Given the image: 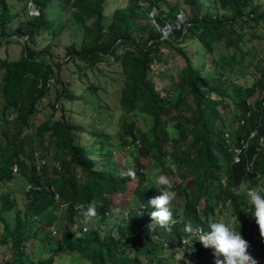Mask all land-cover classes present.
Masks as SVG:
<instances>
[{"label": "trees", "instance_id": "16d2710c", "mask_svg": "<svg viewBox=\"0 0 264 264\" xmlns=\"http://www.w3.org/2000/svg\"><path fill=\"white\" fill-rule=\"evenodd\" d=\"M108 1L30 0L39 15L28 18L13 34L34 41L43 33L61 31L68 19L81 26L85 34L79 48L75 45L68 48L69 62L80 61L91 71L104 62L120 65L124 83L118 107L126 115L117 134L122 139L119 146L125 145L127 150L138 146L137 152L131 151L136 157L137 184L133 194L143 208L130 211L117 235L101 239L100 234H94L84 238L85 226L73 232L74 217L81 216L80 212H85L92 201L97 204L93 224L98 217L109 215L111 195L128 191L133 179L127 175L130 164L122 166L114 159L116 148L110 135L95 134L96 138L104 137V141L95 140L94 146L89 147L82 145L85 130L72 122L71 109L69 117L63 113L62 118H51L38 130L32 129L30 120L52 80L61 84L60 101H74L77 97L62 78L66 62L47 63L42 58L45 53L25 44L19 61L0 62L1 93L5 99L0 121L6 123L0 130L5 136L0 138V182L14 181V169L18 167L21 173L30 171L29 183L42 189L25 190L28 202L24 210L16 209L17 205L10 204L7 196L2 197L0 219L4 230L0 246L4 251L0 264H55V254L36 259L35 251L31 250V242L45 238L51 241L46 249L56 254H76L85 264H148L149 259L161 264L166 259L162 256L164 251L175 244L183 248L184 238L189 237L183 231L187 223L208 230L214 203L225 206L227 201L237 215L242 213L245 223H251L249 233L257 229L254 233L256 241L262 243L260 255L264 257V238L246 197L248 188L264 183V64L257 67L259 77L252 85L233 82L237 79L229 77L235 72V65L244 61L240 45L243 35L238 28L261 25L264 21V11L259 15L255 9L258 0H214L228 10L215 18L209 13L200 16L203 0H184L191 9V17L168 37L161 30L178 21V6L165 12L161 8L163 0H130L125 8L116 9L107 23ZM252 6L254 9L248 12ZM154 9L158 14L151 16ZM15 18L6 0H0V40L12 37L10 29ZM188 41H198L212 58L210 72L205 73V63L199 70L195 67L193 55L183 47ZM222 44L225 49L220 51ZM166 50L171 53L165 54ZM177 55L184 64L175 74H169L168 63ZM77 69L82 73V66ZM167 76L171 84L161 94L157 80ZM89 87L93 93L102 89L90 83ZM258 91L261 96L252 105L250 100ZM134 113L142 114L146 131L129 120L127 115ZM47 134H50L48 143L56 149V159L63 164L59 171L55 170L54 177L41 164L43 155L28 149L30 138L44 139ZM125 137H131L132 141L128 143ZM140 158L147 159L148 164L153 160L152 167L161 175L169 179L178 177L170 179L177 193L169 206L174 221L171 232L159 226L148 227L152 222L150 214L155 211L148 202L160 193L147 178L150 166L142 164ZM121 170L125 172L123 176ZM180 199H183L181 211L176 208ZM9 210L16 212L14 224L4 217ZM244 227L238 229L241 235ZM242 237L249 242L248 236ZM190 241L202 260L206 248L199 241L192 238ZM131 250L135 253L133 258Z\"/></svg>", "mask_w": 264, "mask_h": 264}, {"label": "rangeland", "instance_id": "374dc122", "mask_svg": "<svg viewBox=\"0 0 264 264\" xmlns=\"http://www.w3.org/2000/svg\"><path fill=\"white\" fill-rule=\"evenodd\" d=\"M129 1L130 0H109L106 3L105 10L106 18L108 19L107 23L111 21L115 10L118 8H125L129 4ZM203 3L204 6L203 10L200 12V16H204L206 13H209L215 18L222 17L228 12L227 9H224L219 4H216L214 0H203ZM6 4L11 14L16 16V18L12 22L10 29L12 37L0 40V62L4 60L13 62L19 61L24 52V45L28 44L30 48L34 49L38 53H45L42 58H44L47 63L51 64V62H66L62 69V78L65 80V83H69L74 95L77 97V100L74 101L68 99H62L60 101L58 97L61 90V84L54 83L52 80L49 84L50 87L47 95L42 101L38 103L37 109L30 120L31 124L33 125L32 129L38 130V126L46 123V121L50 120L51 118L54 120L62 118L61 116L63 113L65 116L69 117V110L71 109L72 117L70 116V118L72 119V122L77 126H81V128L85 130V132L81 135L82 145L89 147V144L94 146L93 144L95 143V140L97 142L104 141V137L96 138L95 134H102L104 136L110 135L112 136L113 147L116 148L114 151V159L122 163V166H124V164H129V158L135 161L134 159H136V157H133L131 151L137 152L138 146L132 148L131 150H127L125 145H121L123 147L119 146L120 142H122V139L119 140V136L117 134V132L122 130V124L124 121L123 117L126 115L125 111L120 110L118 107V95H120L121 87L124 83L120 65L118 63L108 64L104 62L97 65V69L95 71H91L87 69L86 64L80 61L69 62L67 60L69 57L68 48L72 45H75L77 48H79L85 34L81 26L69 22L68 19H66L67 21L65 22V27L55 34L50 32L43 33L34 41L28 40L27 38H17L14 36L13 31L19 27H23L28 18L39 15V12L32 5L30 0H6ZM176 6H178L180 9L178 21L173 25H168L164 30H161L166 37H168L173 30L180 29L181 24L186 22L191 17V9L185 5L184 0H163L161 8L163 11L169 12L171 8ZM255 6L257 13L260 15V13L264 11V0H258L257 5ZM252 9H254V6L249 7L247 11L251 12ZM156 14H158V11L154 9L151 13V16ZM238 29L243 35V41L240 43V45L245 54L244 61L235 65V72L229 77L232 79H237V81L233 82H238L244 85H252L254 80L259 77V74L257 73V67L261 64H264V62H262L264 61V21H262L261 25H244L242 29ZM183 47L185 48L186 52L193 55L194 64L198 70L200 69L201 64L205 63V73L210 72L212 58L208 57L206 52L201 49V45L198 41H188L185 45H183ZM224 49V45L222 44V46L219 47V50L221 51ZM169 53H171V51L166 50L165 54ZM183 64L184 60L179 58L177 55L176 57L172 58L171 61H169L168 65L170 70L167 69L168 73L170 74V72H172V74H175L176 69L180 68ZM78 65L82 66V73L78 71ZM156 65L158 64L156 63ZM211 73L214 77L215 70L213 69ZM153 76H158V74L155 72ZM89 83L95 86L100 85L102 89H98L97 93H93L92 90H90ZM1 84L2 73H0V116H2V106L5 104V99L1 93ZM170 84L171 83L168 76L164 77L163 80H157V88L161 94L166 86H169ZM260 96L261 93L258 91L257 95L250 100V103L253 105L256 99ZM98 101H100L102 107L98 106ZM106 106L107 108L105 109L104 107ZM62 107L64 110L61 109ZM127 116H129L130 121L136 122L141 131H146V121L142 114L134 113ZM10 119H12V116ZM5 127V121H0V130L4 129ZM28 132L30 133L31 129H29ZM88 132H90V134ZM49 135L50 134H47L45 136V141H43V138L39 137H33L32 139L30 138L28 149L32 148L38 150V152L41 153V156L43 155L44 158L41 161V164H45V170L49 172L51 177H54L56 174L55 170H58L63 166V164L55 157L56 149L54 145L48 143L50 139ZM0 138L4 139L5 136L0 134ZM125 138H127L128 143L132 141L131 137ZM139 160L142 162V164L147 165L148 168L150 166L147 172V178L150 181L153 182L159 175H161L157 169L152 167L153 160H150V164H148L147 159L145 160L140 158ZM28 163L30 166V161H28ZM174 169H176V167H174ZM62 171H64V168L61 170V172ZM124 173L125 172L121 170L120 176H123ZM178 174L179 173H177V175ZM29 178L30 171L21 173V171L19 172L18 168V170L15 172L14 181L11 183L0 182V211L3 209V203L1 201L3 196H7L10 204L12 203L17 205L16 209H25L28 202L25 190L30 184L28 180ZM170 179L178 180V177H170ZM136 184L137 180L132 179L129 182L128 191L113 193L111 195L113 198V204L107 212L109 215L98 217L96 224H93L96 221V216L86 220L84 211L82 210L80 212L81 216L76 215L73 219L75 222L72 223L73 232H75L78 228L85 226L87 230L83 231L84 238L91 237L94 234H100L101 239L111 235H117V233L122 228V221L126 218L130 211L143 208L137 197H135L133 194ZM179 202L180 204L177 205L176 208L181 211L183 199H180ZM213 207L214 215L211 216V221H223L225 223H231L234 227H236L237 230L240 228V226L244 225L245 227L243 229L242 236H248L250 245L248 250L249 254L260 255L262 243L261 241H256L257 233H254L257 231V229L252 230V233H249L251 223H245L242 213L237 215L230 201H227L225 206L215 202ZM4 217L10 224H14L16 221L15 210L4 212ZM87 222H91V226ZM3 230L4 224L0 219V239L3 238ZM54 237H57V235H54ZM49 242L51 241L48 238H45L43 241L40 239L38 241L31 242V250L35 251L36 254L34 256L36 259L41 257L47 259L52 254H55V264H85V260L78 258L76 254H56L50 249H46V244ZM184 242L188 243V241ZM196 250V248H193V246L191 247L190 245L186 250L183 248L180 249L175 244L173 248L163 252L162 256L166 259L163 260L161 264H215V257L213 255L212 249H205V256L202 260L199 258ZM3 251L4 248L0 246V254L3 253ZM130 256L132 258L135 256V253L132 250L130 251ZM154 263L156 264L154 260L149 259L148 264Z\"/></svg>", "mask_w": 264, "mask_h": 264}, {"label": "clouds", "instance_id": "9594fccd", "mask_svg": "<svg viewBox=\"0 0 264 264\" xmlns=\"http://www.w3.org/2000/svg\"><path fill=\"white\" fill-rule=\"evenodd\" d=\"M129 164L131 166L127 169V175L135 179V164L131 158H129ZM153 183L160 194L148 202L155 209L150 214L152 222L148 227L159 226L165 231L171 232L174 221L169 206L176 198L177 193L173 190V183L165 175H159ZM246 197L247 203L254 208L252 216L259 227L261 238H264V183L248 188ZM78 207L80 206L78 205ZM84 216L86 220L97 216V204L95 201L87 205ZM183 231L189 236L183 240V249L189 245L193 246L191 245V238L194 241H199L204 248L213 250L215 264H257L253 257H259L264 260L261 255L249 254V242L242 237L240 230H237L231 223L210 220L208 222V230H205L203 227H194L189 222L184 226ZM184 241H188V243Z\"/></svg>", "mask_w": 264, "mask_h": 264}, {"label": "built area", "instance_id": "2783aa9c", "mask_svg": "<svg viewBox=\"0 0 264 264\" xmlns=\"http://www.w3.org/2000/svg\"><path fill=\"white\" fill-rule=\"evenodd\" d=\"M18 170V167H15L14 171L16 172ZM48 188V187H47ZM33 189H37V190H41L42 187H37L35 185H32V184H29L27 187H26V191L29 192ZM256 261H257V264H264V260L259 258V257H253Z\"/></svg>", "mask_w": 264, "mask_h": 264}]
</instances>
